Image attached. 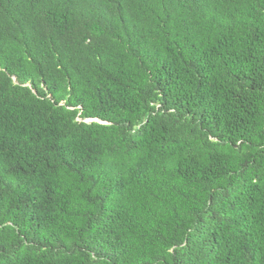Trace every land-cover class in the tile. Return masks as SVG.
I'll use <instances>...</instances> for the list:
<instances>
[{"label":"trees","instance_id":"trees-1","mask_svg":"<svg viewBox=\"0 0 264 264\" xmlns=\"http://www.w3.org/2000/svg\"><path fill=\"white\" fill-rule=\"evenodd\" d=\"M0 264H264V0H0Z\"/></svg>","mask_w":264,"mask_h":264},{"label":"water","instance_id":"water-1","mask_svg":"<svg viewBox=\"0 0 264 264\" xmlns=\"http://www.w3.org/2000/svg\"><path fill=\"white\" fill-rule=\"evenodd\" d=\"M91 120H97L96 118H92Z\"/></svg>","mask_w":264,"mask_h":264}]
</instances>
